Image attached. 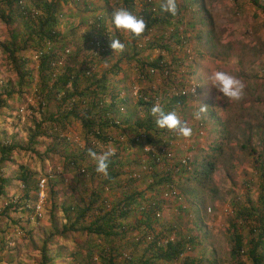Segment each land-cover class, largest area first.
<instances>
[{"label": "rangeland", "instance_id": "374dc122", "mask_svg": "<svg viewBox=\"0 0 264 264\" xmlns=\"http://www.w3.org/2000/svg\"><path fill=\"white\" fill-rule=\"evenodd\" d=\"M23 1L33 12V0ZM109 1L112 6L116 0ZM150 1L160 3V0ZM199 4L202 6L201 13L209 16L212 21L216 41L213 54H210L211 50L205 43L209 36L205 35L204 38L197 39L194 35L199 32L196 33L195 29L192 30V37L190 40L187 39L185 46L180 49L177 45L172 46L175 47L173 53L185 57L190 64L189 67H184L181 81L184 83L190 81L191 88L197 89L196 98L190 100L187 109L177 108L182 121L192 128V135L190 138H183L167 130L159 136V132L141 130L143 140L150 134L159 142L155 145L145 143L143 149L138 151V155L145 158L141 159L140 168L143 171L142 174L138 172L135 173L136 175L132 174V177L137 178L134 182L136 188L146 190L145 197L149 200L148 204L157 205L153 211L155 234L174 224L181 235L186 233L197 235V240L201 241L197 249L202 248L206 255L210 251H215L221 258V264H228V238L232 231L231 220L234 219V201L244 203L247 194L254 199L259 191L260 180L252 166L253 158L249 155L248 146L258 141L257 125L262 126L264 131V15L260 10L255 9L251 0H201ZM137 5L141 6L140 1ZM63 9L67 11V7ZM152 9H155V6ZM86 16L85 11L77 9L74 23L67 24L65 20L60 23L58 28L62 31L73 25L75 28L74 34L65 39L63 47H60L59 42H54L53 45L46 42L43 47L31 48L27 52L29 66L34 71L28 77L27 84L22 87V92L9 99L7 107L1 109L0 146L8 141L23 145L36 129L34 121L41 122L42 127L47 130L49 123L42 122L41 111L45 104H49V107L55 110L60 93L56 95L50 93L51 99L39 105L42 94L40 90L43 88V91H46L49 87H45L37 74L38 53L41 50L52 49L51 46L54 47L53 51H56L58 57L56 72H61L66 64H71L69 54L77 47H80L79 58L82 59L85 52L82 49L88 44L82 33L86 30L88 22L80 23V20ZM24 25L19 17H16L11 25H6L0 19V42L6 41L11 31L21 34L25 30ZM105 27L106 31L112 33L113 26L110 23ZM178 28L182 29V25ZM195 28L199 31L202 26L198 24ZM123 36L126 35L123 33ZM151 37L152 35H146L139 41V45L144 48L141 57L154 59L162 54L168 59L170 54L164 52V48L157 46L147 49L146 43ZM163 37H165L164 31ZM71 38L73 42L70 41ZM93 39L90 38V46L94 61L91 62L87 74L91 75L93 71H106L109 88L111 85L114 86L117 99H126L125 104L121 105L120 111H123V114L127 109L134 111L136 106H139L135 103L139 96L144 100L154 97L156 103L162 105L168 100V97H164L165 92L168 94L176 92V87L170 86L171 81H167L166 71L164 73L159 69L149 70L151 72L149 74V71L144 72L146 69L142 72L138 71L133 61L122 60L115 63L114 59L101 58L99 52L95 51L97 47H94ZM5 58L6 54L0 46V90L10 80L17 89V78L11 64ZM113 63L117 64L116 72L112 70ZM215 70L227 71L244 82L246 87L242 100L228 102L211 86L207 76ZM200 105H206L207 111L200 119H195L194 113L198 111ZM115 121L119 122L120 119L117 118ZM123 125L120 126V130H108L111 142L106 144L90 135L86 137L80 122L72 121L64 127H54L51 130L52 136H38L35 144L36 152L17 149L14 161L3 167L2 173L12 177V180L18 175L19 166H25L29 171L36 173L37 189L32 190L29 196L24 198L22 184L12 180L6 188L5 196L0 198V264H36V259L40 256L39 245L44 236L51 230L53 223L59 226L65 222V214L60 208L61 203L77 204L81 194H84L87 188L91 191L100 179V175H95L94 180H89L95 169V162L88 156V150L92 149L99 154L104 150L114 149L116 153L118 143H126L129 136L137 133L128 129L127 124ZM249 126L252 127V132H248ZM54 140L58 144L55 143L56 146L51 147L50 150ZM136 140L141 141L139 137ZM62 141L68 142L65 151L62 148L56 150L61 146ZM66 153L76 155L74 158L77 159L76 164L66 163ZM204 156L214 160L215 167L206 184L200 186L192 179H187L191 176L194 167L189 160L197 158L201 161ZM178 158L180 163L175 166L174 163ZM183 159L185 162H182ZM194 164L196 168L200 167L198 162ZM181 168L187 170L182 172ZM155 171L161 175L169 171L172 174V182L156 185L150 190L146 189L149 183H154L156 180ZM142 175L145 178L141 177ZM44 176L46 182L41 195L38 182ZM127 176H130L129 173L120 175L118 182L124 183ZM59 179H62V182L57 181ZM177 185L188 187V193L177 191ZM51 189L56 191L55 196L51 193ZM107 191L110 193V190ZM197 200L200 202L199 210H196L194 204ZM10 202L13 205L5 210ZM54 202L56 208L53 207ZM197 212L200 218L197 220L198 224L194 226L193 217ZM149 232L150 237L152 233ZM176 237V233L172 232L171 238ZM86 240V236L80 234L74 240H59L68 246L69 252L79 251L80 254L74 261H69V256L58 257L56 264H88ZM88 241L92 245L93 241H97L96 236H92ZM51 249L52 252L54 248Z\"/></svg>", "mask_w": 264, "mask_h": 264}, {"label": "trees", "instance_id": "16d2710c", "mask_svg": "<svg viewBox=\"0 0 264 264\" xmlns=\"http://www.w3.org/2000/svg\"><path fill=\"white\" fill-rule=\"evenodd\" d=\"M139 1L140 7L137 5ZM139 1L116 0L115 4L110 6L109 0H33L34 9L31 12L23 0H0V19L6 25H11L16 17L21 18L25 24V30L21 34L11 31L6 41L0 42L3 52L6 54L5 60L11 64L18 83V87L15 89L10 80L0 90V112L2 108L7 107L9 99L22 92V87L27 84L28 77L34 71L29 66L27 52L31 48L43 47L46 42L51 45L54 42H59L60 47H63L65 39L74 34L75 28L73 25L62 31L58 27L64 20L67 24L75 21L77 9H81L87 14L86 17L81 18L80 23L88 22L86 30L82 33V37L88 42L85 49H82L85 50L83 58H79L80 47L75 48L69 54L71 64H66L61 72L55 71L58 57L56 51H53V46L47 51H39L37 74L46 85L44 86L49 87L46 91H43V88L40 90L42 94L39 105L41 106L43 101L46 103L51 99L50 93L54 95L60 93L59 102L55 110L51 109L49 104H45L41 111L42 122L49 123L46 127L47 130L42 127L41 122L34 121L36 129L23 145L12 141L1 144L0 198L5 196L6 188L12 180H17L22 184L24 198L28 197L32 190L37 189L36 173L29 171L25 166H19L20 171L12 180V177L3 175L2 168L14 161V155L18 148H22L25 152H36L37 137L40 135L52 136L51 130L54 127H64L72 121H78L86 137L90 135L95 140L107 144L111 142L108 130H120V126L125 123L128 129L137 132V136L134 135L136 139L138 137L141 139L138 141L134 136H129L126 143H118L117 151L110 160L108 176L104 177L93 169L89 180H94L95 175H100L97 185L91 191H88L87 188L84 194H81L77 204L61 203L60 208L65 214V222L59 226L53 223L51 230L44 236L41 245H39L40 256L36 259V264H56V260L61 256L64 258L69 256V261L76 260L80 254L79 251L69 252L68 246L60 241L74 240L78 234L87 238L86 261L88 264L172 262L178 264H221L222 262L215 251H210L206 255L202 248H196L201 242L197 240L196 234L181 235L174 224L155 234L153 211L157 205L156 203L148 204L149 200L145 197L146 190L138 189L134 184L137 178L132 176L137 172L142 174L143 171L140 167L142 166L141 159L144 157L138 155V151L143 149L145 143L155 145L159 142L150 134L143 140L141 135L143 131L141 130L159 132V136L167 132L166 129L157 128L153 117L149 114L152 106L156 104V99L151 97L149 100H144L139 96L135 101L139 106H136L134 111L127 109L123 114V111L120 110L126 99H117L114 86L111 85L109 88L106 71H93L91 75L87 74L91 62L94 61V54L91 52L92 47L90 46L92 37V39L101 42L104 48H107V50L99 51L98 55L101 58L114 59L115 63L122 60L133 61L135 68L141 72L143 69H146L144 72L155 69L164 73L166 71L167 81H171L170 86L176 87V92H171V94L165 92L164 94L168 100L161 106L166 111L175 110L179 115L177 108L187 109L190 100L196 98L197 89L191 88L192 82L181 81L184 67H189L190 64L187 63L185 57L174 54L175 47L172 46L177 45L179 49L185 46L187 39L190 40L192 37V30L195 29L196 33L199 32L194 35L197 39L205 35L209 36L205 43L211 50L210 54H213L216 44L214 29L209 16H204L201 13L202 6L199 4L201 0H177L178 13L175 16L161 10L162 0L157 4L150 0ZM251 1L255 9L260 10L264 15V0ZM121 6L145 21V33L138 39L129 40L127 36H123V33L115 30L112 33L109 31L110 35L106 31L105 25L108 23L112 25V13ZM153 6L155 9H152ZM63 7H67V11H64ZM186 16L189 17L185 18ZM198 24L202 26L199 31L195 28ZM179 25H182V29L178 28ZM169 27L171 28L168 30ZM163 31L165 37H163ZM146 35H152L146 43L147 49L157 46L161 49L164 48L163 51L169 53L170 57L166 59L162 54L154 59L141 57L144 54V51L141 53L144 48L139 45V41ZM72 38L71 42H73ZM112 39H120L125 43V51L114 53L109 47ZM115 63H113V67L111 66L114 72L118 71ZM149 74H151L150 71ZM117 118L120 119L119 122L115 121ZM248 132H252L251 126L248 127ZM256 133L258 141L248 147L249 155L253 158L252 166L260 180L259 191L254 199H251L247 194L244 203L234 201L235 220H231L232 231L228 238V264H264V131L262 126H256ZM54 139L58 140L56 137ZM55 140L50 146V150L58 144ZM62 142L56 150L62 148L65 151L68 142ZM65 155L67 164H76L77 159H74L76 158L74 153ZM163 161L167 164L165 160ZM196 162L199 163V168L195 167L194 163ZM179 163L178 158L174 165L177 166ZM189 163L194 167L191 176L187 179H192L196 185H205L215 167L214 160L204 156L201 161L194 158L189 160ZM185 170L187 169L181 168L182 172ZM124 173H129L130 176H127L125 182L121 184L118 182V178ZM154 176L156 180L154 183H149L146 189L150 190L156 185L172 182V174L169 171L163 175L155 171ZM141 177L145 178L144 175ZM57 181L62 182V179ZM107 190H110V193ZM177 191L188 193L189 189L184 185H177ZM51 193L55 196L56 191L51 189ZM194 204L196 210H199L200 202L197 200ZM12 205L11 202L7 204L5 210H8ZM53 205L56 208L55 202ZM199 218L198 212L195 213L194 226L198 224ZM149 231L152 233L150 237ZM172 232L176 233V238H171ZM92 236H96L97 241H93L91 245L88 240L92 239ZM50 245L54 247H49ZM78 247L81 246L78 245ZM51 248H54L52 252Z\"/></svg>", "mask_w": 264, "mask_h": 264}, {"label": "clouds", "instance_id": "9594fccd", "mask_svg": "<svg viewBox=\"0 0 264 264\" xmlns=\"http://www.w3.org/2000/svg\"><path fill=\"white\" fill-rule=\"evenodd\" d=\"M160 7L163 12L172 16H175L178 13L177 0H162ZM111 23L113 30L118 31L119 33H124L129 40L138 39L146 30V23L143 18L134 15L123 6L114 10ZM109 47L114 53H120L125 51L126 46L120 39H112ZM207 81L228 102H239L245 95L246 85L244 82L227 71H212L207 76ZM206 111L207 106L200 105L198 111L194 113V118L200 119L201 115L206 113ZM149 114L153 117L157 128L175 132L183 138L191 137L192 128L182 121L175 110L166 111L160 103L157 102L152 106ZM87 154L90 159L95 162V171L98 174L107 177L110 160L111 157L115 155V150H104L98 154L96 151L89 149Z\"/></svg>", "mask_w": 264, "mask_h": 264}, {"label": "built area", "instance_id": "2783aa9c", "mask_svg": "<svg viewBox=\"0 0 264 264\" xmlns=\"http://www.w3.org/2000/svg\"><path fill=\"white\" fill-rule=\"evenodd\" d=\"M93 44H94V47H97V49H95L96 52H99V51H102V50L107 49V48H104V46L102 45V43L99 42L97 39H93ZM135 93H136V91L134 92V94ZM182 162H185V159H183ZM176 170H177V168H176ZM45 182H46V177L45 176L44 177H41L39 179L38 185L40 187L39 192H40L41 195L43 194L42 193L43 192V189L42 188H43Z\"/></svg>", "mask_w": 264, "mask_h": 264}]
</instances>
